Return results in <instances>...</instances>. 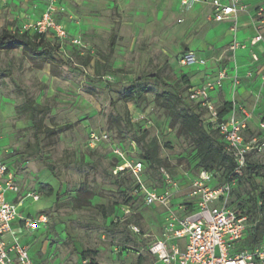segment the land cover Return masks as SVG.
<instances>
[{
	"label": "rangeland",
	"instance_id": "obj_1",
	"mask_svg": "<svg viewBox=\"0 0 264 264\" xmlns=\"http://www.w3.org/2000/svg\"><path fill=\"white\" fill-rule=\"evenodd\" d=\"M184 1L0 0V35L26 32L35 37L37 24L49 17L69 36L80 35L83 42L75 46L62 41L48 28L44 42L51 44L49 54L34 55L17 47L0 52V160L10 166L21 190L8 198L18 201L36 194L39 199H26L19 212L49 218L47 226L26 233L22 240L35 262L83 264L80 255L86 252L88 261L98 264H139L140 251L142 264H152L147 249L161 237L169 211L146 206L136 194L138 181L125 168L126 161H145L142 145L155 142L158 146L157 163L154 168L147 166L143 183L159 191L162 174L172 176L180 189L170 209L178 218L197 204L188 180L197 175V153L156 103L163 84L145 81L150 91L137 103L121 95L137 79L157 75L176 85L192 104L185 78L195 85L203 72L217 75L234 59L233 53H226L229 34L211 19L210 7ZM188 51L206 57L207 65L181 68L179 57ZM256 77L261 80L257 88L236 93L234 99L255 120H264V72ZM241 81L247 85L244 78ZM218 99L227 101L225 92H219ZM26 102L37 109L35 120L25 110ZM91 132L109 134L123 148L126 161L109 146L89 148ZM248 162L255 184L264 187V152L250 155ZM223 177V171H218L215 187ZM249 190L248 185L235 190L229 206L237 209L244 204ZM126 205L132 214L111 224V210ZM131 225L139 228L140 236ZM115 248L125 250L120 259Z\"/></svg>",
	"mask_w": 264,
	"mask_h": 264
},
{
	"label": "built area",
	"instance_id": "obj_2",
	"mask_svg": "<svg viewBox=\"0 0 264 264\" xmlns=\"http://www.w3.org/2000/svg\"><path fill=\"white\" fill-rule=\"evenodd\" d=\"M202 2L211 7V19L216 23L237 20L240 15L248 11L245 0H185ZM258 17H264V8H260ZM37 34L44 35L49 28L55 30L62 40H68L75 46H82L80 35L69 36L62 26H56L49 17L37 24ZM237 26L233 27L236 31ZM264 41L262 33L258 32L252 39L251 45L257 46ZM247 48L246 43L233 41L229 52L233 53L234 66L232 69L224 67L220 69L214 78L206 79L202 84L192 87L188 91L189 101L196 103L206 112L205 125L210 130L218 131L225 142V151L236 164L234 170L219 186L214 187L216 174L214 172L200 170L196 176H188L192 188L191 196H197V207L189 211L184 217L178 218L170 209L174 193L179 191L178 182L169 174L163 176L161 190L148 188L142 180L146 169L143 161H126V154L121 146H117L109 134H89L88 147L95 149L103 144L109 146L114 155L126 161L125 168L131 172L138 181L139 188L136 194L148 207L159 206L169 211V220L164 227L161 237L152 242L147 253L153 259L152 264H264V240L260 245L251 250L239 249L240 244L248 236V216L242 209H233L229 206L231 196L238 186L239 180L244 176L248 167V159L252 154H260L264 151V120L259 123L261 132L250 134L249 122L252 116L234 99L241 78L237 72L235 52ZM252 62H259V57L251 53ZM181 68L202 65L208 61L198 57L193 51L183 53L179 57ZM253 76L248 72L246 77ZM231 83L233 100L232 108L223 118H220L219 108L212 99V93L223 90L226 84ZM134 149H137L133 143ZM20 186L10 166L0 160V264H42L35 262L29 255V246L22 243L26 233L47 226L49 218L40 215L36 218L24 216L18 210V206L26 199L37 201L39 196L27 194L18 201H10L9 194L20 195ZM261 203H259L260 205ZM182 211L186 212L185 208ZM132 214L131 208L124 206L120 213L113 218L117 224L125 221ZM136 236L141 231L136 226H130ZM125 250L114 249L115 255L120 259ZM128 253V250H127ZM137 256H142L139 251ZM89 262L84 261V264Z\"/></svg>",
	"mask_w": 264,
	"mask_h": 264
},
{
	"label": "trees",
	"instance_id": "obj_3",
	"mask_svg": "<svg viewBox=\"0 0 264 264\" xmlns=\"http://www.w3.org/2000/svg\"><path fill=\"white\" fill-rule=\"evenodd\" d=\"M13 47L24 49L33 53L34 55L39 56L49 54L52 50L51 44L45 43L44 35L41 34L31 37L26 32H5L0 35V52ZM2 73L3 72L0 70V76L3 75ZM99 75L100 74L98 73L97 76ZM149 79H155L156 82H160L165 87V89L156 96V103L167 112L169 118L172 121V126H177L178 135L188 138L192 141L198 157V162L196 165L197 174L200 170H206L214 172L217 179L218 171H223V183L228 175L234 170L236 164L233 158L225 151V142L219 135L218 131L210 130L206 127L205 110L200 108L194 102H191L192 104H188L181 96V93L176 85L172 86L167 84L157 75L145 76L137 79L132 85L125 87L121 92L122 98L127 102L134 103H137L139 98L146 99V95L149 93L150 89L145 81ZM184 83L187 85L188 90L192 88V85H190V82L187 78H185ZM231 108V103H224V105L219 108L220 118H223L225 115H227ZM27 109L30 110V118L35 120L37 109L31 104V102H26L25 110ZM41 123L42 118H40V124ZM47 131L50 132V129H47ZM137 141L141 145V140L138 139ZM140 149L142 152V157L145 160L144 163L146 168L148 165L154 168L158 157L157 144L154 142V144L151 146L142 145ZM249 169H251V167L248 162V167L245 170L244 176L239 180L238 186L235 189L237 190L243 185H248L250 187V190L247 191L248 197L246 202L237 207V209H242L245 211L246 215L248 216L249 224L248 236L246 240L240 244V250H251L255 246L260 245L264 240V187H259L257 184H255L254 176L250 174L251 171ZM163 176L164 174H162V177ZM259 203L261 204L259 205ZM126 206L130 207L129 205ZM119 213V208H114L111 210V224H114L113 218ZM86 255V252L80 255L83 264L84 261L88 260ZM138 260L139 264H142V256L138 257ZM86 264L98 263L93 259L89 260V262Z\"/></svg>",
	"mask_w": 264,
	"mask_h": 264
},
{
	"label": "crops",
	"instance_id": "obj_4",
	"mask_svg": "<svg viewBox=\"0 0 264 264\" xmlns=\"http://www.w3.org/2000/svg\"><path fill=\"white\" fill-rule=\"evenodd\" d=\"M245 3L248 6V11L239 16L237 20V24H235V20H230L227 22L219 23L225 26L223 28L224 33L229 34L230 40L228 42V45L231 46V44L233 43L235 39H237L238 42L247 44V48L239 49L235 52V60H236L237 68H238L237 69L238 75L241 79L244 78V80L247 81V85L246 84L244 85V83L241 81V85L237 89L238 95L242 94L246 89L247 90L249 89L251 90V92H253L254 88H257L258 84L261 82V80L256 77L257 72H264V41L257 46L251 45L252 39L256 36L258 32L262 33L264 36V17L260 18L257 16L259 9L264 8V0H245ZM210 10H211V7H210ZM234 26H237L236 31H233ZM252 52L258 55L259 62L257 63L252 62V58H251ZM226 53H230L229 49H227ZM203 58L206 59V57H203ZM232 66H234V62L230 60V62L228 63L226 67H229V69H232ZM248 72H252L253 76L246 79V75ZM203 74L204 75L202 76V78H200V81L196 83L195 85L193 84L192 87L199 86L206 79L214 78L216 76V75L206 76L205 72H203ZM221 91L225 92L227 101L221 102L218 99V94ZM230 91L232 92L231 83L228 82L226 84V87L223 90L212 93V99L218 108L222 107L224 103H227V102L230 103L231 97H233L231 96L232 94H230L231 93ZM261 120L263 119L258 118L255 120L254 117L250 119L249 126H250L251 135L261 132L259 128V123ZM191 206L192 207L190 211H193L196 209L197 204H193ZM179 208L182 210L184 206H181ZM184 216L185 215L181 216V218Z\"/></svg>",
	"mask_w": 264,
	"mask_h": 264
}]
</instances>
